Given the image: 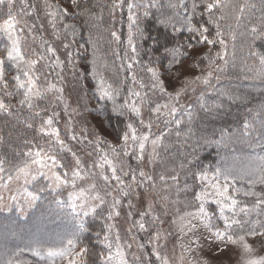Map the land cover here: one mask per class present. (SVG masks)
I'll return each instance as SVG.
<instances>
[{
  "label": "snow or ice",
  "instance_id": "1",
  "mask_svg": "<svg viewBox=\"0 0 264 264\" xmlns=\"http://www.w3.org/2000/svg\"><path fill=\"white\" fill-rule=\"evenodd\" d=\"M41 3L44 10L43 14L48 18V23L52 26L54 30L53 35L57 40H61L62 35L64 41H67L69 35L73 37L77 35L75 28L65 23L66 17L86 15L88 16L89 23L103 19L102 15H96L89 11L86 0L83 3L82 0H68V3L74 9L71 13L67 8H63L59 4H53L50 0H41ZM230 6L232 8L231 19L239 25L242 19L241 14L247 6L246 2L244 4H231L230 0H167L165 4L163 0H111V3L107 6L108 16L113 29L110 35L112 41L117 46H120L122 42L121 35L116 30V25L125 22L123 18L118 20L117 12L124 13L126 10L128 33L127 40L124 42V54L120 56L119 52L116 53L117 58L122 62V67L123 65L127 67L125 80L130 79L132 84L137 85L139 89H144L146 87L144 78H138V74L135 71V68L139 66L140 71L150 74V88L153 94L159 93L160 97H166L167 99L163 103L154 101L146 92L142 94L141 91L129 86L123 103L115 105L114 111L120 116H124L126 113L131 114L138 121L139 128L135 123L131 121L127 122L126 130L118 137V140L122 141V143L117 145H113L98 136L90 139L87 128H82L80 133L77 134L73 127V121L68 120L65 123V135L70 140L82 145L81 150L92 146L91 151L86 152V155L92 158L91 163L85 165L81 157L72 151L67 146L65 139L62 138L61 131L57 126L60 114L52 111L50 115H47V109H42L37 104V101L45 100L47 95L53 91L59 94L54 96V101L64 102L62 88H58L50 82L43 89L40 88L38 82L42 73L38 74L36 68L39 60H50V64H46L45 67L60 68L61 72L66 65H73L71 43L62 41L63 49L66 50V60H62L57 54L58 49L52 44L47 43V41L41 45L43 51L39 54L38 59H28L21 46L22 33L27 28L28 34L32 35L35 26H28L27 21H25L24 27H20V20L17 17L33 15L37 10V6L29 3V0H19L18 11L14 14V10L17 9V0H0V11L4 7L7 9L6 13H4L6 18L0 23V33L3 34L6 40L2 50H0V92H2L3 97H22L18 99V104L21 108H27L32 115L21 120V123L29 129L35 127L39 134L48 137L47 149L43 145L33 144L32 148H29L24 153V156L29 159L24 163L23 167L16 168L17 175L15 179L20 180L22 176L25 184H30L38 178L48 180L49 188L57 204L65 202L61 193L70 186L68 203L72 211L76 213L77 218L75 230L66 240H62L59 247L46 249L32 248L30 251L33 257H37L40 261L47 260L48 264H56L57 260L61 264H87L85 257L89 255V248L81 246L82 236L88 231L84 218L89 215H103L102 212H98L97 210L106 206L107 215L104 217L103 233H96L97 237L102 235L101 243L109 250L106 256L101 255V264H130V261L126 258L125 246L128 249L133 247L135 243L134 230L149 232L150 229L154 230L151 232L149 243L155 245L152 248L150 256L155 257V260L159 264H173L170 257L166 254L162 255L160 251L166 247V243H161V241L166 242L171 233H165L155 227L157 222L164 223L161 215H168L169 196L167 194L161 195V191L170 192L172 188H176L177 193L180 191L193 193L191 204L187 200L185 201L186 207L199 202L195 212L189 211L184 212L182 215L178 214V220L173 219L171 221L173 225L179 222L180 233L183 236L189 237L188 245H181L184 252L190 253L193 251L191 245L196 243V239L192 237L196 236L201 227L207 230L218 241L227 244H239L245 253L253 251L250 244L245 240V235L264 237V231L258 232L256 228V225L264 227V223L261 221H255L251 229L244 235H236L229 231L233 226H239L243 230L244 225L248 223V221H241L235 218L239 215L235 211L238 206L237 194L245 197L254 196L256 197L255 204L257 206H264V191H242L236 187L238 180L250 186L255 184L264 185V158H261L260 163L255 169L242 175L234 174L231 169L221 170L218 168L211 180H209L206 172L191 171L189 169L187 175H190L195 181L201 182L199 191H196L187 184H185L182 190L179 189L177 187L179 184V173L174 175L161 173L158 175L160 182L158 183L156 177L146 170L160 162V152L158 149L162 146L161 137L164 136V132L162 131L159 135H155V138H152L154 135L152 133L153 126H158L162 122L166 127L174 123L176 128H179L181 121L179 119L169 120L168 117L174 118L178 110L184 107L181 104V98L189 91L194 92L198 85L210 87L214 74L223 71L221 67L216 65V61L225 60L227 54L225 51L227 48L225 37L227 36L232 41H235L237 38L232 23L229 22L227 25L220 23V21L228 18L225 10ZM250 6L252 8L256 7L255 4ZM164 7L170 11H161L159 16L155 17V22L158 26H163V28L170 29V31L153 37L146 33L143 21L154 15L152 9L159 11ZM181 9L183 13L179 11ZM205 16L207 17L206 20L204 19ZM58 23L62 25L63 33L56 31ZM261 23L264 24V17L261 18ZM209 25L215 28L213 38H210ZM92 27H96V24L92 23ZM184 30L193 34V38L196 39L198 44H207L214 47L219 43L220 51H217L215 55H211L210 47L209 54L203 57V59L208 61V71L200 76L193 77L191 80L185 79L183 87L174 92H169L164 81L160 79L158 70L150 66L151 61L148 64L141 65L139 59L141 55L140 45L142 42L151 40L154 45H159V48L153 50L159 51L162 48L163 57H171L170 64H179L188 58L190 54L198 53V49L191 42H187V50H185V45L179 42L169 46L168 41ZM251 32L256 35L249 47L255 43V40L264 38V30L257 29L255 25L252 26ZM161 35L164 40L163 44L160 41ZM33 38L35 39L36 37L34 36ZM80 47H83V45H80ZM33 54H36L35 49H33ZM253 55L256 54L253 53ZM157 59L159 60L160 57H157ZM258 59L260 65L264 68V55H259ZM6 65H10V68L15 70V75L11 76V78L8 77L6 72ZM21 77L25 79L22 80ZM60 78L63 79L62 76ZM220 78L219 75L215 76L216 80ZM10 79L14 83H10ZM245 79L264 81V70L257 71L253 77H245ZM98 83L101 98L107 97L113 99L114 94L119 95L120 88L107 83L102 74L98 75ZM120 83L123 84L124 81H120ZM229 98L231 99V97ZM188 107L190 108L191 105ZM199 107L205 112L211 111L202 99ZM145 108L150 113V118L147 121H145L142 114ZM64 110L67 113L68 106L66 104ZM72 111L75 113L76 109ZM42 113H45V115H42ZM0 114L13 115L11 105L3 98H0ZM76 114L78 115L79 113ZM188 114L191 115L190 112ZM37 118L40 120L39 125L34 123ZM244 128H249L247 121L244 124ZM140 129H146V131H141ZM177 135L179 136L180 133L177 132ZM85 141H87V144H85ZM25 143L32 144V141H25ZM149 143L151 144V151L148 150ZM33 148L37 150L33 151ZM61 152H72L74 160V164L69 171L63 173L58 171L60 168L67 167L62 162ZM126 157L134 159L136 161L135 166L129 163L125 159ZM5 163L6 160L0 157V172L4 170L2 166ZM193 163L191 160L188 162V164ZM180 167L181 169H185L188 168V165L181 164ZM86 178L91 180L88 187H79L77 181H83ZM3 179V177H0V180ZM13 179L12 175H9L7 178L8 181ZM97 180L104 182L103 195H101ZM168 180H171L173 183L168 184ZM4 186H7V181ZM25 192L28 197V208L35 207L39 197L28 192L27 189H25ZM133 197L139 200L141 205L146 202V208L138 209ZM209 198L218 205L220 219L224 221L223 231L218 228L214 230L213 217L205 209V203ZM11 199L16 200L17 197L12 196ZM178 202L173 201L172 203ZM16 207L17 211H21L19 205ZM157 207L163 210L160 214H155ZM125 209H127L126 212L124 211ZM226 210L233 213L231 218L225 215ZM239 211L244 213V215H248L249 213L247 208H240ZM122 216L128 222L126 232L131 238L130 242L122 241L120 232L117 230V223ZM137 216L139 218H136ZM113 233H115L114 240ZM136 246L143 253L144 244L140 243ZM114 247L115 250L113 251ZM14 255L19 256L20 251ZM132 256L134 260L131 264H152L150 256L147 253H143V255L132 253ZM184 260L185 256L182 254L179 257V261L183 264ZM5 264H21V261L9 258ZM188 264H196V262L189 260ZM244 264H264V257L248 258L244 260Z\"/></svg>",
  "mask_w": 264,
  "mask_h": 264
},
{
  "label": "trees",
  "instance_id": "2",
  "mask_svg": "<svg viewBox=\"0 0 264 264\" xmlns=\"http://www.w3.org/2000/svg\"><path fill=\"white\" fill-rule=\"evenodd\" d=\"M50 2L53 4L64 2L69 5L68 0H50ZM83 2L84 0H82ZM86 2L89 11L96 15H102V20L89 23L88 16L81 15L66 17L65 22L75 28L78 45H83L81 53L78 55L79 61L85 67L93 63L84 78H87L88 75L92 76L94 84L92 94L98 106H100V114L103 115L109 127L111 129L114 128L116 136L119 137L126 130V121L124 117L117 115L114 107L115 105L122 104V98L120 95L115 94L113 99L107 97L101 98L98 90V78L94 77L92 73L93 68L97 67L98 69L102 64L101 73L104 75L107 83L113 84L114 87H119L122 85L120 81L124 79L122 71L119 68L120 63L116 55L115 43L112 41L110 35L112 26L107 6L111 3V0H86ZM163 2L166 4L167 0H163ZM230 2L231 4H244L246 2L247 6L241 14L242 19L239 25L231 19V6L225 10L228 18L220 21L222 25H227L229 22L232 23L237 36L235 41L230 40V51L227 49L229 57L224 66H222L223 71L219 74L222 80L214 85L215 87L211 94L202 93L199 95L189 111L183 112V115L180 116L181 126L174 128L172 132L169 131L163 139L164 147H162V150L164 149L165 151L162 158H164V163L171 164L174 170H172L173 174L179 173V176L184 180L183 182L195 190L196 187L193 184L196 181L190 175H187L189 169L191 171L211 170L214 165H218L220 162L231 161L230 158L238 155L241 149H244L243 158L240 157V161H238L241 166L254 161L260 163L261 158H264V147H262L264 146V138H262L264 132V81L245 79V77H253L257 71L264 70L258 59L260 55L258 49L260 48L264 52V38L255 40V43L249 47L256 35L251 32L252 26L255 25L257 29L264 30V24L261 23V18L264 17V0H230ZM29 3L42 5L41 0H29ZM252 4H255L256 7L252 8L250 6ZM17 7H19V0H17ZM6 11V7L0 11V22L6 18L4 16ZM161 11L169 12L170 10L166 7L161 8L159 11L152 9L154 15L143 21L146 33L153 37L170 31V29H165L163 26H158L155 22V17L159 16ZM179 11L183 13L182 9ZM204 19L206 20L207 17L205 16ZM92 23L96 24V27H92ZM209 28L211 33L210 38H213L215 28L211 25H209ZM225 39L226 41L228 40L227 36ZM160 41L161 44L164 43L162 35ZM177 42L185 46L187 42H191L196 49L201 50L207 46V44H198L196 39L193 38V34L188 33L186 30L176 34L172 40L168 41L169 46ZM5 43L6 40L0 36V50H2ZM228 43L229 41H227V47ZM140 47L141 55L139 59L141 65L148 64L151 61L150 66L157 67L160 71H166L172 66L180 64H170L171 57L164 58L162 48L159 51L153 50L159 48V45H154L151 40L142 42ZM208 47L210 48L211 46ZM211 50H213V53L220 51L219 43L211 47ZM253 53L256 55H253ZM205 55L207 54H204L196 61L199 69L208 66V61L203 59ZM157 57H160V59L158 60ZM220 63L221 60L216 61V65L219 66ZM12 70L10 65H6V72L9 78L15 75V72ZM21 79L23 80L22 77ZM10 83L14 82L10 79ZM0 98H3L11 105L13 113L11 116L0 114V157L6 160V163L2 166L4 170L0 172V177L4 178L0 180L1 184L7 180L9 175L13 176L16 174V168L23 167L24 163L29 159L24 156V153L28 149V144L25 141H32L35 138V130L34 128H26L21 123V120L30 117L32 113L26 111V108H21L18 104V99L3 97L2 93H0ZM201 99L211 111L205 112L199 107ZM189 112L191 115L188 114ZM258 113L259 115H257ZM246 121L249 123L248 129L244 128ZM36 122L37 119L34 123L36 124ZM177 132L180 133L179 136ZM222 140H226L228 147H214V144H218ZM234 140L239 144L232 145V141ZM209 156H213V158L208 159ZM61 157L65 162L67 161V158L63 154ZM190 160L194 163L188 164ZM181 164L188 165V168L181 169ZM237 186L242 191H264V185L260 184L250 186L245 182L238 181L236 182ZM185 196L186 198L183 200L191 203L193 193L189 192ZM239 198L251 213L263 208V206L255 204L256 197L254 196L245 197L240 194ZM37 204H39L35 210L37 216H42L44 222H50L51 219L54 222V227L59 228L61 231L56 235L41 237L38 240H34L32 237L20 236L12 243H5L2 247L3 250L2 248L0 250V264H4L18 251H20V255L26 254L27 261H32L33 256H30L32 248H55L62 241L63 231H65L63 235L67 238L75 230V223L72 222L73 217L68 215L67 212L68 203L57 204L54 197L45 196ZM210 213H213L212 209ZM14 216L11 214L0 215V226L4 229H12L17 233L20 228L26 229V226L30 227V220L26 221L27 219H23L22 221ZM88 220L91 222V219ZM214 221L213 224L218 228H222L218 220ZM90 226L88 227V231L82 236L81 246L89 248V255L85 257V260L87 264H101L100 257L103 254L104 247L100 246L97 242L99 237H96V233L99 231L95 230L92 225ZM250 226L251 222L248 221L244 225L243 230L239 226H233L230 232L236 235H244L250 230Z\"/></svg>",
  "mask_w": 264,
  "mask_h": 264
},
{
  "label": "rangeland",
  "instance_id": "3",
  "mask_svg": "<svg viewBox=\"0 0 264 264\" xmlns=\"http://www.w3.org/2000/svg\"><path fill=\"white\" fill-rule=\"evenodd\" d=\"M63 8H67L68 11L71 13L74 11L72 6L69 4H65L62 2L59 4ZM37 10L33 13L31 16H18L17 18L20 20V27H24L25 21H27L28 26H35L33 29V34L29 35L27 28H25L24 33H22V40H21V46L24 50V53L28 59H38L39 54L43 51L41 48V45L47 41V43L52 44L54 47L58 49V55L62 60H66V50L63 49L62 41H64L63 35L61 36V40H57L55 36L53 35V28L48 23V18L44 16L43 14V5L37 4ZM18 8L14 10V14L17 13ZM183 11V10H182ZM117 18L118 20L123 18L125 20L124 23H118L116 25V30L121 35V45L117 46L115 44V50L116 53L119 52L120 56H123L124 54V42L127 40V23H126V10L124 13L117 12ZM3 20L0 22L2 23ZM67 23V22H65ZM69 24V23H68ZM113 30V29H112ZM56 31H60L61 33L64 32L62 25L59 23L57 24ZM0 36L4 38L3 34L0 33ZM36 37L35 39L33 37ZM228 47L226 48V57L225 60H221V63L219 64V67L222 68L224 66L228 56V53L231 48V41L228 39ZM71 43V50L73 52V65H66L61 72L60 68H52L48 67L46 68V64H50V60H39L37 64L36 71L40 75L39 79V86L41 89L46 87V84L48 82L53 83L58 88L63 89V97L64 102L61 103L59 101H54V96L59 95L57 93L50 92L45 100L37 101V104L42 109H47V115H50L52 111H55L59 113V124L57 125L61 131L62 138L65 139L66 144L68 147L72 149V151L76 152L77 155H79L85 165L91 163L92 158L88 157L86 155L87 151H91V147L89 146L87 149L81 150L82 145L78 144L76 141H72L68 138L67 135H65V123L68 120L73 121V127L77 134L80 133L82 128H87L89 131V138L94 139L95 137H100L101 139L108 141L112 143L113 145H117L122 143V141L118 140L117 134L115 133L114 128L111 129L108 125V123L105 121L103 115L100 114V110L96 99L93 97V89L94 84L92 80V76H89L87 78H84L85 74H87L88 70H90L91 65H87L86 67L79 61L78 55L81 53L82 48L80 45H78V39L77 37H73L69 35L67 37V41ZM209 45L203 47V49H198L197 54H190L188 58L184 59L182 63L179 65H174L171 68H169L166 71H160L159 68L155 67L158 72L160 73V79L164 81V84L169 92H174L175 90H178L179 88L183 87V81L185 79L191 80L195 76H200L208 71V66L204 67L203 69H199L197 67L196 61L200 59L201 56L204 54H209ZM230 46V47H229ZM33 49H35L36 54H33ZM229 49V51H227ZM185 50H187L185 46ZM261 51V52H260ZM258 52L260 55H264V52L262 49H258ZM211 55H215L213 53V50H211ZM86 60V59H85ZM87 63V61H85ZM119 68L122 71L123 74V81L124 83L119 86L120 92L119 95L122 98V103L124 98L127 96V89L129 86L136 88L137 90L141 91L143 93H147L148 96L157 102L163 103L166 101V97H160L159 93L153 94L152 89L150 88V74H147L146 72L140 71L139 66L135 68V71L138 74L139 77L144 78V83L146 87L144 89H139L137 85L132 84L130 79L125 80V77L127 75V67L126 65H123L120 59H118ZM260 63V62H259ZM102 64L100 68L97 69L93 68L92 73L93 76L98 78L99 74L101 73ZM87 68V69H86ZM15 72V70H12ZM90 72V71H89ZM222 72V71H221ZM221 72H217L214 74V77L211 81V86H204V85H198L196 86V90L194 92L189 91L185 96L181 98V104L184 105L183 108H180L178 112L175 114V117H168L169 120L173 119H179L181 115H183V112L189 111V105H193L196 101V98L201 95L202 93L205 94H211L214 85L219 83L222 79L219 80L215 79L216 75H219ZM59 74V75H57ZM103 75V74H102ZM60 76L63 77V79L60 78ZM104 76V75H103ZM25 79L24 77H22ZM47 78V79H46ZM213 85V86H212ZM2 93V92H0ZM15 99H20L22 97H14ZM65 104L68 106L67 113H65ZM76 109V112L74 113L72 110ZM26 111L30 112L27 108ZM31 113V112H30ZM76 113H79L78 115ZM143 118L145 121H147L150 118V113L145 110L143 111ZM42 115H45V113H42ZM125 118L126 123L131 121L136 124V126L139 128L138 121L135 117L131 116V114L126 113V115L122 116ZM40 120L37 118L36 125H39ZM176 128L175 124H169L167 127L161 122L158 126L154 125L152 128V133L154 134L152 138H155V135H159L160 132H164V136L161 137L162 139V146L158 149L160 152V162L156 163L155 165L147 168L146 170L149 171L151 174H153L158 183V175L163 173L165 175H174L172 165L168 163H164V158H162V155L164 154V149L162 150L163 146V139L168 134L169 131H173V129ZM35 130V138L32 140V144H28V149L32 148L33 144L43 145L47 149V143H48V137L43 136V134H39ZM141 131H146V129H140ZM170 132V133H171ZM264 136V132H263ZM264 141V140H263ZM233 144H239L236 140L232 141ZM85 144H87V141H85ZM106 147V146H105ZM214 147H222L226 148L228 145L226 144V140H222L218 144H214ZM237 148V147H235ZM33 151H36V148L32 149ZM58 150V149H57ZM148 150L151 151V144L148 145ZM244 153V149L239 152L238 155H234L231 157V161L222 163L220 162L218 165H214V167L209 170L206 169L204 172L208 174L209 180L213 177L216 170L219 168L221 170L231 169L234 174H244L245 172L251 171L255 169L258 166V162H249L246 163L244 166L239 165L240 157H242V154ZM63 154L67 158V161L65 162L62 157V162L67 165L65 168H60L58 171L60 173H63L65 171H69V169L73 166L74 160L72 156V152H61L60 156ZM213 158V156H209L208 159ZM126 160H128L129 163H131L133 166H135L136 161L134 159H131L130 157H126ZM163 160V161H162ZM218 163V162H217ZM229 167V168H228ZM14 174V179L11 181L5 180L3 183L0 184V215H15V218H18L23 221V219H27L26 221H29V226H26L25 228H20L19 232H15L12 229H4L0 226V250L3 247V245L12 243L15 241L18 237H28V238H34V240H38V238L41 237H48L49 235H56L59 231H61L59 228L54 227V222L50 219V222H44V218L42 219V216H37L36 206L40 202V200H43L46 196H52L54 197L51 189L49 188V181L45 180L43 178H38L36 181H33L30 184H25L24 179L21 176L20 180H16ZM7 181V186L5 187L4 184ZM184 180L179 176V184L178 188L183 189L185 186ZM239 181V180H238ZM237 181V182H238ZM241 182V181H239ZM91 183V180L86 178L83 181H77V184L79 187H88V184ZM99 189L101 190V195H103V186L104 182L101 180H97ZM114 183V182H113ZM173 182L171 180H168V184H172ZM188 185V184H187ZM201 182L196 181L193 186L196 187V190L199 191ZM162 187V184H161ZM238 187V186H237ZM25 189H27L28 192L33 193L34 195L38 196L39 199L36 201V205L33 208H28L27 206V195L25 192ZM43 189V191H41ZM71 188L64 189L61 193L64 204L68 203V191H70ZM167 194L169 196V204H168V215L164 216L161 215V219L164 221V223L157 222L156 228L161 229L163 232L167 233L170 232L171 235L168 236L167 241H161V243H166V247L161 249V254L168 255L170 259L173 261V264H181L179 261V257L183 254L185 256V260L183 261V264H188V261H195L196 264H244V260L248 258H259L264 257V237L262 236H248L245 235V240L250 244L253 251L251 253H245L243 249L240 247L239 244H227L222 241L216 240L210 233L207 232L203 227H201L196 236H193V239H196V243L191 245V248L193 249L192 252L187 253L184 252L183 247L181 245H188L189 243V237L183 236L179 231V222H177L176 225H173L171 221L173 219L178 220V214L182 215L184 212H195L197 210V206L199 202H195V204L186 207L185 206V199L186 194L184 191H180L177 193L176 188H172L170 192H164L161 191V195ZM16 196V200H12L11 197ZM240 194H237V200H238V206L235 209L239 215H237L235 218L239 219L241 221H250L251 226L249 227L251 229L252 224L255 221H261L264 223V206L261 209H257L256 211H253L250 215H244V213H241L239 210L240 208H247V206L243 203V201L239 198ZM55 198V197H54ZM110 199V198H108ZM134 203H136L138 209L146 208L147 203L145 202L143 205H141L140 201L137 200L135 197H133ZM173 201H179L178 203H172ZM191 204V203H190ZM17 205L20 206L21 211H17ZM205 209L206 211L213 217L212 223L215 222L214 220H218L219 223L222 225V228H218L215 224L214 230L216 228L220 229L221 231L224 230V221L220 219V214L218 210V205L213 202L211 198H209L205 203ZM211 209L213 210V213H210ZM248 209V208H247ZM98 212H102L103 215L96 216V215H89L88 217H85V223L87 224V227H92L103 233L104 230V217L107 215V208L102 207L101 209L97 210ZM125 212L127 209L124 210ZM163 210L157 207V212L155 214H160ZM68 215L73 217V221L76 225V213H74L69 206L68 203ZM216 213V214H215ZM213 214H215L213 216ZM225 215L229 216L230 218L233 216V213L231 211L226 210ZM32 216V218H31ZM240 216H246V217H240ZM38 217V218H37ZM136 218H139L138 216ZM91 219V222L88 220ZM69 221V220H68ZM56 223V222H55ZM70 223V222H69ZM128 227V222L125 221L123 216L119 219V222L117 223V230L120 232L122 241H131V238L127 235L126 229ZM257 231H264V227H261L260 225H256ZM18 229V228H17ZM25 229V231H24ZM154 229H150L149 232H141L138 230H134V236H135V243L133 244V247L131 249H128L125 246V252H126V258L131 262H133L134 257L132 256V253H136L137 255H143V253L151 254L152 248L155 246L153 244L149 243V238L151 236V232ZM231 230V229H230ZM229 230V231H230ZM65 231L62 232V240H66L67 238L63 235ZM113 233V240H114ZM97 237V236H96ZM197 237H199L197 239ZM102 235L99 237V240L97 241L98 244L103 249V255L108 254V249L105 248L104 244L101 243ZM62 241H60L61 244ZM143 243L144 244V250L143 253L137 248L136 245ZM59 245H56V247H59ZM55 245V244H54ZM175 246V247H174ZM3 250V248H2ZM115 250V247L113 248V251ZM1 256V255H0ZM30 256L32 257L31 253ZM13 259H17L21 261V264H48L47 260L40 261L37 257H33L32 261H27L26 254L25 255H19L13 256ZM150 259L152 261V264H159L158 261L155 260V257L150 256ZM101 263V260H100ZM5 264V263H4ZM56 264H61L59 260L56 261Z\"/></svg>",
  "mask_w": 264,
  "mask_h": 264
}]
</instances>
